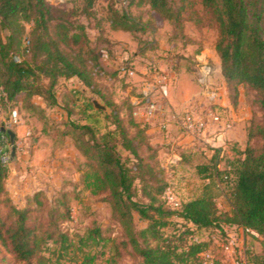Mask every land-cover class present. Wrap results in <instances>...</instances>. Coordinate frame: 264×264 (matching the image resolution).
I'll list each match as a JSON object with an SVG mask.
<instances>
[{
    "label": "trees",
    "instance_id": "trees-1",
    "mask_svg": "<svg viewBox=\"0 0 264 264\" xmlns=\"http://www.w3.org/2000/svg\"><path fill=\"white\" fill-rule=\"evenodd\" d=\"M140 1H145L160 16L175 23H180L189 2ZM200 1L218 30L214 48L227 89H233L235 95L238 85L254 91L256 103L264 111V0ZM94 2L81 0L83 10L90 13ZM113 12L110 22L114 29L130 31L138 26L127 10ZM106 49L111 52V48ZM100 50L90 46L82 24L74 26L67 20L65 11L47 0H0L1 107H8L10 102L13 104L23 93L25 107L41 113L40 118H43L44 109L58 103L55 91L58 80L76 78L86 91L111 108V113L104 116L111 119L112 129L100 132L88 121H72L68 124L70 130L68 128L62 134L74 136L75 145L86 158L89 169L83 178L85 187H91L92 194L107 193L112 214L124 230L128 244L140 257L141 264L202 262L206 242L192 240L182 245L179 236L165 235L162 228L168 224L169 217H178L196 230L219 228L222 224L236 225L264 239V118L262 123L249 128L245 148L235 151L236 156L227 158L223 148L207 147L210 158L196 167V173L208 179V184L200 195L173 208L164 199V191L169 185L166 169L157 148L150 142L146 127L133 116L135 104L128 96L125 112L121 114V109L114 107L101 89L99 79L105 71ZM122 79L129 83L127 77ZM71 91L82 92L81 89ZM35 96L42 98L43 106L32 101ZM88 107L93 118L103 112L95 109L91 101ZM12 108H8L7 115ZM3 138L9 142L8 134L0 131V141ZM256 138L262 141L260 145L253 144ZM121 151L127 154L123 156ZM221 162L223 166H219ZM6 175L7 167L1 164L0 193L7 196ZM221 183L228 187V210H219L215 201L213 190L214 187L221 189ZM42 197L41 191L34 192L24 207L10 203L6 214L0 215V241L22 264H46L42 247H47L48 239L56 242L46 230L39 233L38 216L34 219L31 216L32 208L28 202H34L40 209ZM55 201L54 207L63 203ZM50 210L51 205L47 213ZM134 213L147 221L144 228L135 229ZM53 217L49 215V222ZM98 233L97 229L91 231L87 238L95 239ZM57 237L59 251L67 253L71 245L68 234L58 232ZM83 240V237L79 238L80 245ZM85 255V262L93 261V255ZM247 262L264 264V257L252 253Z\"/></svg>",
    "mask_w": 264,
    "mask_h": 264
},
{
    "label": "rangeland",
    "instance_id": "rangeland-1",
    "mask_svg": "<svg viewBox=\"0 0 264 264\" xmlns=\"http://www.w3.org/2000/svg\"><path fill=\"white\" fill-rule=\"evenodd\" d=\"M47 1L65 11L67 20L74 26L78 24L84 26L91 47H95L96 50L111 48L112 60L106 65L103 64L105 73L100 77L99 84L114 107L121 109V114L125 112V100L128 98L126 86H130V94L136 98L139 97L140 76H136L134 80H127L129 83H125L114 69L117 67V55L126 51L135 58L134 65L138 74L153 66L169 81L171 94L168 103L170 106L167 105L163 115L165 112L167 115L171 113V108H175L177 103L184 100L185 92L195 95L189 108L198 111L207 106L206 100L200 95V86L196 79L197 57L203 55L210 62L212 78L222 90H226L232 108L235 112L244 113L247 116L244 124L246 136L251 126L262 123L264 111L257 105L254 91L238 85L235 95L233 89H227L228 85L222 75L220 59L214 48L218 30L211 16L204 11L200 0H188L180 23L163 18L152 10L148 3L140 0H95L90 13L83 10L81 0ZM124 10H127L129 15L138 22V26L130 31L120 30L118 33L120 37L118 35L113 37V31L119 30L111 26L113 11L121 13ZM181 72L183 78L180 82V79L178 81L176 78ZM80 89L81 93L71 91L78 92ZM55 91L58 103L44 109L43 118H40L41 113L33 112L25 107L22 100L23 93L18 95L16 102L13 104L10 102L8 107H2L5 116L9 107L14 106L13 108L18 109L20 116L18 126L21 132L18 140L16 137L17 142L14 143L16 147L14 161L18 157L19 165L21 164V170L25 175L19 193L10 195L6 187V179L9 165L14 161L9 160L4 164L7 167L4 184L9 195L0 193V215L6 214L10 203L22 208L27 203L28 197L34 192L41 191L43 193L41 208H36L32 201L28 204L32 208V218L38 216L36 221L38 226L40 225L39 233L46 230L56 240L55 242L48 239L47 247H42L41 254L47 258L46 264H141L140 257L128 244L124 230L112 214L111 205L106 199L107 193L92 194L91 187H85L83 178L89 169L86 158L75 145L74 136L62 134L64 130L68 128L70 130L68 124L72 121L82 123L88 121L100 132L112 129L111 119L104 116L111 113V108L96 95L86 91L76 78H60ZM240 95L243 96L241 105L239 104ZM186 96L189 98V95ZM93 99L107 106L105 111L102 110V113L96 114V118L92 117L93 113L88 107ZM32 101L38 105H44L39 96L33 97ZM89 114L90 116H87ZM226 119L231 120L229 116ZM161 123L159 122V126ZM12 130H16V127ZM160 130L162 131L149 137L152 138L153 142L151 139L150 142L154 148H157L164 166L159 149L168 147L171 143H161L160 137L165 129L160 127ZM177 130L179 135H182V139L187 140L184 143L193 142L196 145L193 147V152H183V160L176 167L164 166L168 184L181 203L200 195L209 181L200 179L196 173V167L202 164L201 162H206L198 156L199 143L190 134L176 127ZM26 132H29V135H26ZM252 142L260 145L262 141L256 138ZM231 145L227 144L229 148ZM233 148L226 154L227 158L236 156L235 151L242 150L237 146ZM121 152L123 156L127 154L124 151ZM178 152L182 153L180 150ZM219 166H223V162ZM136 185L138 187V181ZM221 187V189L214 187L215 201L219 210H228L230 209L228 187L222 183ZM63 193L66 195L64 196ZM137 198H140L139 195ZM55 200L63 201V203L54 207ZM49 205L51 210L47 213ZM67 212H69L68 216H66ZM50 214L54 216L51 222H49ZM167 220L168 224L162 228L165 235L179 236V243L182 245L192 240L206 242L204 252L210 254L212 264H239L241 260L247 262L249 254L252 253L264 257V239L256 234L245 232L236 225L222 224L219 228L196 230L191 229L193 227L190 224H185L178 217H169ZM146 225L147 221L144 218L137 213L133 214L135 229H142ZM96 229L99 232L98 236L95 239L87 238L88 233ZM58 232H66L71 240L67 253L59 251L60 243L56 239ZM80 237L84 238L81 245ZM85 254L93 255V261L85 262L83 259ZM0 264H22L1 241Z\"/></svg>",
    "mask_w": 264,
    "mask_h": 264
},
{
    "label": "built area",
    "instance_id": "built-area-1",
    "mask_svg": "<svg viewBox=\"0 0 264 264\" xmlns=\"http://www.w3.org/2000/svg\"><path fill=\"white\" fill-rule=\"evenodd\" d=\"M202 55V54H201ZM198 64L196 67V79L200 86V95L206 100L207 106L200 110H195L188 108L181 113L175 115L177 127L190 134L193 139L200 143L203 148H223L224 144L219 143V138L222 136L223 132L230 130L233 127V122L231 120H225L223 122V127L220 132L213 133L211 135L210 141H205L202 143V138L204 137L211 120L218 119L217 109L219 105V100L222 97V88L219 87L216 81L212 78V68L210 62L202 56H198ZM100 60L102 64L106 65L111 62V55L108 49L102 48L100 50ZM135 58L126 54L120 58L117 64V71H119L121 77H127L128 80H134L136 76L139 78V97L137 102L134 104L133 116L134 118L142 122H151L163 114L166 111V104L169 97V87L170 83L167 81L157 68L153 66L147 71L140 72L138 74L135 67ZM20 124V116L18 109L12 108L7 116H5L2 107L0 105V126H5L6 128L13 129ZM161 129H167L165 123H161ZM29 135V132H26ZM10 151V143L6 138L0 141V161L4 165L8 163ZM164 199L166 203L177 208L180 202L176 199L173 189L170 185L164 191ZM244 231V230H243ZM253 233V231H250ZM202 262L200 264H212L210 254L203 252ZM239 264H247L246 261L241 260Z\"/></svg>",
    "mask_w": 264,
    "mask_h": 264
},
{
    "label": "crops",
    "instance_id": "crops-1",
    "mask_svg": "<svg viewBox=\"0 0 264 264\" xmlns=\"http://www.w3.org/2000/svg\"><path fill=\"white\" fill-rule=\"evenodd\" d=\"M119 31L120 30L113 31V33H114L113 37H117L116 35H118V37H120L118 34ZM126 54H128V52L125 51V52L116 56L117 64L119 63L120 58H122ZM116 68L117 67H115L114 69L117 70ZM118 76L120 77L119 71H118ZM120 78H122V77H120ZM182 78H183V75L181 72V73H179V75L177 76L176 79L178 81L180 79V82H181ZM125 83H126V81H125ZM178 88H179V86H178ZM130 89H131L130 86H126V89H125V90H127L126 95H128L129 99L133 103H135V102H137L138 98L134 97L132 94L129 93ZM222 93H223L222 97L218 102L219 105L217 106L218 109H217L216 114H217L218 119H217V121L213 120V119L211 120V122L209 123V127H208L204 137L202 138V143L205 141H210L211 135L213 133H215L216 131H217V133L220 132V130H222V127H223V122L225 120H227L226 117L228 118V116H229V118H231V120L233 122L234 127L232 130H228L226 132H223L222 136L219 138V143L224 144L223 153L226 156V154L230 150L234 149L233 148L234 146L235 147L237 146L240 149H243L245 147L247 136H246V130L244 129L245 128L244 124L246 122L247 116L244 115V113L239 114V113L235 112V109L232 108V105L229 102L228 95L226 94V90L225 89L222 90ZM170 94H171V88L169 87V97H170ZM172 94H173V92H172ZM186 95H189V98H187ZM169 97H168L166 107H167V105L170 106L168 103L170 100ZM194 97H195L194 93L189 94V93L185 92L184 100L180 101V103H177L175 108H171V113H169L167 115V112H165V115H163L164 114L163 113L151 122H142V121L135 118L138 122L142 123L146 127V130H147V133L149 134V136H151L153 134H157L160 131H162V130H160L159 122H163L166 124L167 129L165 130V132L163 131V135L160 137L161 143H171V144L168 147L164 146L163 148L160 147V149H159L160 155L162 154L161 157H163L165 167H167L168 165L173 167V168L176 167V165L179 162H182V160H183V156H184L183 152H188V153L193 152V147L195 144L193 142L184 143L187 140L182 139V135L181 134L179 135L178 130L176 131L177 125H176L175 115H177V113H181L182 111L188 109L189 105L192 103V99H194ZM242 97H243L242 95L239 96V104L240 105L242 104ZM236 109H238V107ZM169 130H172V132H168ZM14 132H15V135H16L17 140H18V138L20 137V132H21L20 127L19 126L16 127V130H14ZM150 139L153 142L152 138H150ZM17 140H16V142H17ZM227 144H228V146H229V144H232L231 148H229L227 146ZM198 149H199L198 150L199 151L198 156H200L202 161L207 162L208 159L210 158L209 150H207V148H204V147L202 148L200 146V143H199ZM179 150L182 151V153L178 152ZM202 155H204V156H202ZM177 157H178V159H176ZM228 157L232 158L233 156H228ZM201 163H204V162H201ZM24 175H25V173H23V171L21 170V164L19 165L18 157H17L16 161L10 163L9 173H8V176L6 179V187H7L8 191L10 192V195L19 193V190H21V183L23 182L22 179H23ZM197 176L200 179H202L198 174H197Z\"/></svg>",
    "mask_w": 264,
    "mask_h": 264
},
{
    "label": "water",
    "instance_id": "water-1",
    "mask_svg": "<svg viewBox=\"0 0 264 264\" xmlns=\"http://www.w3.org/2000/svg\"><path fill=\"white\" fill-rule=\"evenodd\" d=\"M92 104L96 109L104 110V111L107 109V106L101 104L97 99H93ZM0 131L5 132L9 136V142L11 144L9 151V158L10 161H14L16 159V147L14 145L15 132L10 128H6L5 126H0ZM0 167H1V161H0Z\"/></svg>",
    "mask_w": 264,
    "mask_h": 264
}]
</instances>
